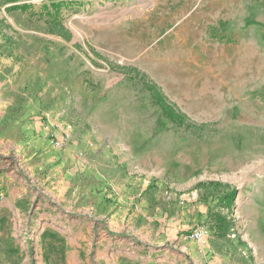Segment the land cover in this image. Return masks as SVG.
Instances as JSON below:
<instances>
[{"label": "rangeland", "instance_id": "1", "mask_svg": "<svg viewBox=\"0 0 264 264\" xmlns=\"http://www.w3.org/2000/svg\"><path fill=\"white\" fill-rule=\"evenodd\" d=\"M0 264H264V0H0Z\"/></svg>", "mask_w": 264, "mask_h": 264}, {"label": "trees", "instance_id": "2", "mask_svg": "<svg viewBox=\"0 0 264 264\" xmlns=\"http://www.w3.org/2000/svg\"><path fill=\"white\" fill-rule=\"evenodd\" d=\"M63 6V3L53 2L49 6L43 5L42 11L39 14H31L39 18L47 16L52 23L57 25L59 28H63V21L61 19V9ZM10 9L20 10L22 12L28 13L31 12L32 6L28 4L14 5ZM126 69L136 74V77L139 79V81L142 82L144 89L150 93L154 104L161 109L162 114L166 119H169L179 128L185 127L187 130L193 131L194 134L198 137H202L207 133V130L210 129L208 124L199 125L191 122L186 114L178 110L174 104L169 102L167 97L162 92L161 88L158 85L152 83L146 75L133 67H128ZM235 196L236 192L234 191L225 194L220 201L221 206L228 208L231 211L235 205ZM209 218L213 221L212 229L215 234L219 237H225L228 234L232 222L229 221L221 213L214 212V210H211L209 212Z\"/></svg>", "mask_w": 264, "mask_h": 264}, {"label": "built area", "instance_id": "3", "mask_svg": "<svg viewBox=\"0 0 264 264\" xmlns=\"http://www.w3.org/2000/svg\"><path fill=\"white\" fill-rule=\"evenodd\" d=\"M58 144L59 145L64 144V139L63 140H59L58 141ZM192 238L194 240H197V241H202L203 238H204V232L203 231H200V230L199 231H196V232L193 233Z\"/></svg>", "mask_w": 264, "mask_h": 264}]
</instances>
